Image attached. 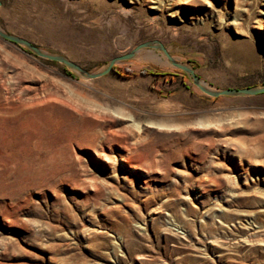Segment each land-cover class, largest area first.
I'll list each match as a JSON object with an SVG mask.
<instances>
[{
    "label": "rangeland",
    "instance_id": "obj_1",
    "mask_svg": "<svg viewBox=\"0 0 264 264\" xmlns=\"http://www.w3.org/2000/svg\"><path fill=\"white\" fill-rule=\"evenodd\" d=\"M0 2L3 30L90 71L157 39L212 87L264 83L261 0H181L180 19L167 0ZM62 67L0 38V264H264V93L206 96L133 58ZM198 115L216 120L179 124Z\"/></svg>",
    "mask_w": 264,
    "mask_h": 264
},
{
    "label": "water",
    "instance_id": "obj_2",
    "mask_svg": "<svg viewBox=\"0 0 264 264\" xmlns=\"http://www.w3.org/2000/svg\"><path fill=\"white\" fill-rule=\"evenodd\" d=\"M1 4V2H0ZM0 38L10 41L15 45L25 48L34 56L40 57L45 60L54 61L61 64L70 72L74 73L75 75L85 78V79H94L101 77L108 72H110L113 66L124 60H129L134 58L137 51L142 48H155L157 49L167 60V62L172 65L173 67L181 70L184 72L188 78L191 80L192 84L198 88L201 93L206 96L211 97H218V96H252L260 93H264V84L262 85H251L245 87H225V88H215L210 87L202 82V79L195 73L194 68L187 65L184 62L178 61L174 59L166 50L164 45L157 39H150L143 42L138 43L135 45L131 50L128 52H124L119 55L112 56L104 65H102L98 70L90 71L84 66L80 65L79 63L69 59L65 55L61 53L55 52H48L42 48H40L35 43L31 42L30 40L3 30L0 27Z\"/></svg>",
    "mask_w": 264,
    "mask_h": 264
},
{
    "label": "bare ground",
    "instance_id": "obj_3",
    "mask_svg": "<svg viewBox=\"0 0 264 264\" xmlns=\"http://www.w3.org/2000/svg\"><path fill=\"white\" fill-rule=\"evenodd\" d=\"M128 1L129 2H132V1H134V2L138 1L139 2V0H128ZM143 1L149 3L148 7L153 9V10H159V8L161 7L160 5H162V4H160L159 0H143ZM261 4L264 5V0H261ZM166 6H167L168 14L170 16H172L175 19H180L178 13H179L180 7L182 6L181 0H167ZM205 6L207 7L208 11L210 12V15L214 16L216 19L220 18L219 11L211 3H205ZM260 12L264 13V10L260 11ZM253 27L255 29H258L259 31H262V33L264 35V25L262 26L258 22H255L253 24ZM235 32L238 34H241V32H239L238 30H235ZM172 57L174 59L178 60L175 56H172ZM133 59L136 61H148V62L152 61V62L160 64V65L169 64L167 62L166 58L162 54H159L150 48H142V49L138 50ZM133 65H135V64H133ZM36 81H38V79ZM202 82L204 84L212 87L211 85H209L204 80H202ZM117 116L120 119L125 120L130 126H132L138 132L143 131V130H147L148 128H171V127L178 126L177 122H175V121L171 122L170 120H167L169 118H167V119L164 118L161 120L159 119L156 121H154V120H141V121H139V120L133 119L128 114H123L120 112H119V114H117ZM214 120H216V119L209 118L207 115H198L197 117L187 119L185 121L181 120L179 124L180 125L191 124L192 126L193 125L209 126L211 123L214 122Z\"/></svg>",
    "mask_w": 264,
    "mask_h": 264
},
{
    "label": "trees",
    "instance_id": "obj_4",
    "mask_svg": "<svg viewBox=\"0 0 264 264\" xmlns=\"http://www.w3.org/2000/svg\"><path fill=\"white\" fill-rule=\"evenodd\" d=\"M18 46V45H17ZM18 47H20V46H18ZM24 51H26L27 53H30L29 51H27L25 48H23V47H21ZM31 54V53H30ZM52 62H54V61H52ZM64 70H66V68L65 67H62ZM67 71V73L68 74H70V75H73V76H75V74L74 73H72V72H70V71H68V70H66ZM179 72H181L180 70H179ZM182 73V72H181ZM264 84V83H263Z\"/></svg>",
    "mask_w": 264,
    "mask_h": 264
}]
</instances>
